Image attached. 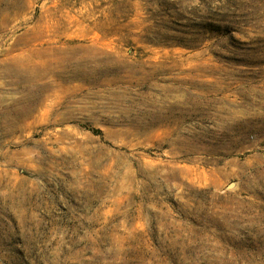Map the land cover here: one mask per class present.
Masks as SVG:
<instances>
[{
  "label": "rangeland",
  "instance_id": "374dc122",
  "mask_svg": "<svg viewBox=\"0 0 264 264\" xmlns=\"http://www.w3.org/2000/svg\"><path fill=\"white\" fill-rule=\"evenodd\" d=\"M0 264H264V0H0Z\"/></svg>",
  "mask_w": 264,
  "mask_h": 264
},
{
  "label": "bare ground",
  "instance_id": "6f19581e",
  "mask_svg": "<svg viewBox=\"0 0 264 264\" xmlns=\"http://www.w3.org/2000/svg\"><path fill=\"white\" fill-rule=\"evenodd\" d=\"M75 35V34H74ZM55 39V38H54ZM53 39V40H54ZM67 40H68V38H67ZM66 42V41H65ZM59 43V42H58ZM72 43V42H71ZM56 44V43H55ZM61 45V44H60ZM66 45H67V42H66ZM58 46V45H57ZM66 48H68L67 46L66 47H64V46H58L57 47V50H64V49H66ZM74 48V47H73ZM56 49V48H55ZM76 49V48H75ZM49 50V49H48ZM53 50V49H52ZM50 51V50H49ZM54 51V50H53ZM54 53V52H53ZM64 53V52H63ZM60 54V53H59ZM56 55V54H55ZM62 58V57H61ZM53 59V58H52ZM56 59V58H55ZM54 59V60H55ZM57 60V59H56ZM52 61V60H51ZM51 61H49V62H51ZM57 63V62H56ZM56 63H54L53 62V69H55V68H60V63L59 64H56ZM46 64H48L47 62H46ZM49 66L47 67V69L46 70H48V69H52V66H51V64H48ZM46 66V65H45ZM41 68H43V67H40L39 69H41ZM59 70V69H58ZM49 71V70H48ZM62 71H63V69H62ZM49 72H52V70H50ZM58 72V71H57ZM57 72H54V73H57Z\"/></svg>",
  "mask_w": 264,
  "mask_h": 264
}]
</instances>
